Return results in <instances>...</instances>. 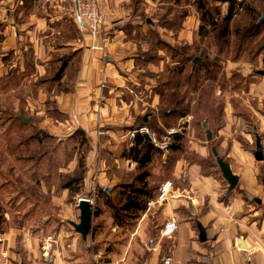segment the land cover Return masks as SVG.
<instances>
[{"label":"rangeland","instance_id":"1","mask_svg":"<svg viewBox=\"0 0 264 264\" xmlns=\"http://www.w3.org/2000/svg\"><path fill=\"white\" fill-rule=\"evenodd\" d=\"M136 1L134 7L138 9V18L134 21L146 27L149 33L147 49L137 51V66H134L136 73L144 78L133 87L139 93L143 87L145 90L150 87L159 97L155 108L148 109L145 114L149 116L148 128L154 132L158 145L171 142L168 138L170 130H174L172 134L182 135L180 151H162L161 155L153 157L148 166L147 182L153 188L154 199L147 204L146 211L139 219L124 217V225L119 228L113 225V221L105 224L113 215L112 210L106 207L102 195L105 186L110 190L108 200L112 204H119L120 196L117 192L120 190L116 186L131 181L137 173L136 164L124 161L117 168L115 160L99 150L95 157L93 154L89 157V151L92 150L89 139L91 136L93 138L90 140L101 137L97 135L99 128L88 132L91 136L88 135L90 137L86 141L83 134L75 133L78 129L70 128L69 120L67 127V116L58 114L55 106L51 108L48 95L55 86L52 78L59 74L61 61L71 59V48L53 52L46 46L34 47L25 32L20 30L19 37H16L15 29L8 32L3 21H0L1 233L8 229L25 232L29 236L39 237L43 244L45 241L42 238L46 241L50 238L48 242H52L59 233H63L60 246L68 250L71 237L79 238L69 222L79 223L78 201L88 199L92 205L91 230L86 242L78 239L72 248L76 255L102 251L103 257L105 252L118 250L129 239L130 234L139 227L143 216L148 217L149 226L154 232H160L163 203H158L157 196L162 180H151L153 169H160L159 162H167V171L180 155H184L187 163L198 162L205 172H209L212 165L214 170L219 171L210 148L216 149L218 145L215 137H218L225 122L227 109L241 118L240 131L250 136L249 146L252 152L255 150L256 137L260 138L257 115L264 116V100L256 88L259 75L253 72L259 70V59L264 57V51L259 54V49L264 47V29L258 37L250 39H242L240 31L256 21L260 12H264V1L245 0L243 8L247 10L235 12L228 36L221 39L218 38L220 27L214 29L209 26L207 17L202 18L201 15L207 12L222 28L221 20L227 9L222 0ZM27 3H23V8L32 12V16L34 14L39 17L41 10L51 8L45 0H28ZM56 3L65 15L60 21L51 23L54 35H51V31L40 32L34 34V39L48 41L50 47L67 42L78 44L82 34L76 29L69 5L65 0H57ZM202 3L204 10L199 9ZM0 9L7 11V1L0 0ZM29 20V17L23 16L16 20L14 18V23L25 24ZM126 24L130 26L131 19ZM150 26L154 30L149 29ZM181 29H186L187 36L182 34ZM165 30L172 32L173 39L167 37ZM235 30L239 31L237 35ZM180 33L184 38L179 40ZM140 34L136 32V36ZM239 44L242 49L238 50ZM72 59V67L66 73L67 79L64 82L68 88L73 84L75 67L79 64L78 56L72 55ZM195 59L199 60L196 64ZM147 63L153 64L155 68H148ZM262 68L264 70L263 65ZM74 84L75 87L76 82ZM140 97L145 102L149 100L147 95L142 94ZM177 102H180L179 105ZM177 108L186 113L183 118H159L158 112ZM18 116L29 121L21 122ZM201 123H205L206 130L211 132L212 139L209 142ZM155 130L159 131L160 139ZM165 132L166 135L162 136ZM238 138L244 146L243 136L239 135ZM194 140L208 147V159L201 161L194 152L190 145ZM133 144L134 140L132 144L127 140V149ZM101 168L107 174V179L102 181L99 180ZM76 179L78 181L72 183ZM68 183L71 184L70 189H64ZM95 214L98 215L95 217Z\"/></svg>","mask_w":264,"mask_h":264},{"label":"crops","instance_id":"2","mask_svg":"<svg viewBox=\"0 0 264 264\" xmlns=\"http://www.w3.org/2000/svg\"><path fill=\"white\" fill-rule=\"evenodd\" d=\"M6 1L7 11L0 9V21H3L8 32L15 29L16 37H19L20 30L25 32L30 38L29 43L37 48L46 46L53 52L71 48V59L61 61L59 74L52 78L55 86L48 97L51 108L55 106L58 114L67 116V127L83 131L88 139L91 136L88 132L96 128L101 130V137L90 140L91 136L89 139V143H92L89 157L92 154L95 157L99 150L114 159L117 168L124 161L135 164L123 157L127 149V130L135 126L138 118L144 119L147 110L159 103L158 95L150 87L148 90L143 87L141 93L133 87L144 78L136 73L134 66H137V51L147 49L149 33L146 27L134 21L138 18V9L134 7V1H137L133 0L132 4V0H105L102 5L104 34L98 36L94 43H91L88 35L80 32L82 37L78 39V44L67 42L52 47L48 41L34 39V34L51 31V35H54L51 23L60 21L65 15L57 0H45L51 8L41 10L39 17L32 16V12L23 8V3L28 0ZM23 16L30 20L25 24L14 23V18L16 20ZM130 19L131 25L127 26ZM149 29L154 30L152 26ZM136 32L141 34L136 36ZM181 32L187 36L186 29H181ZM165 33L172 38L171 31L165 30ZM182 34L179 40L184 38ZM102 38H105L104 42ZM93 46L102 47V52L93 49ZM72 55L79 57V64L75 67L73 84L68 88L64 82L66 73L72 67ZM259 64L261 67L257 71L263 74H256L259 75L256 88L264 100L262 58ZM147 66L155 68L151 63H147ZM40 68L44 71L43 66ZM140 94L147 95L149 100L145 102ZM228 110L215 139H218L216 150L219 158L228 163L232 173L238 177L232 192L227 194V183L220 172L214 170V165L209 172H205L200 163H187L184 155H180L167 171L165 160L159 162V170L154 168L152 171V181L161 178V185L166 181L172 183L170 197L161 206L159 222L161 229L165 224L176 223L177 229L170 236L163 237L160 232H154L149 226L148 217L143 216L137 230L118 250L105 252L101 257L102 251L76 255L72 248L74 243L78 239L84 242L76 232L79 238L71 237V245L66 250L60 246L63 233H59L52 242H48L50 238L47 241L42 238L45 241L43 244L39 237L8 229L0 232V264H162L165 256H171L172 264H264V160L257 162L254 159L249 146L250 136L240 131L241 118ZM257 119L264 156V116L257 115ZM239 135L243 136L245 147L241 145ZM190 145L201 161L208 159L207 146L199 144L198 140L191 141ZM101 169L99 180H106L107 174ZM105 191L109 192L106 186ZM256 199L260 202L257 203ZM112 221L108 218L105 224ZM197 223L205 230L203 242L199 240Z\"/></svg>","mask_w":264,"mask_h":264},{"label":"trees","instance_id":"3","mask_svg":"<svg viewBox=\"0 0 264 264\" xmlns=\"http://www.w3.org/2000/svg\"><path fill=\"white\" fill-rule=\"evenodd\" d=\"M202 2L204 0H201ZM264 1V0H263ZM223 4L227 5L226 13L224 17L222 18V25L223 27L219 26L216 19H214L210 14L207 12L205 15H201L202 18L207 17V23L209 26L213 27L214 29L220 27V31L218 33V38H224L228 36L231 22L236 15V11L238 10H247L246 8H243L244 2H236V0H222ZM264 7V4H263ZM249 8V6H248ZM201 10H204V4L202 3L200 5ZM250 9V8H249ZM264 29V12H260L256 21L254 20L249 24L245 29H241L240 36L242 39L249 37H258ZM239 31L235 30V34L237 35ZM242 47V45H238L237 49L239 50ZM242 49V48H241ZM260 53L264 51V47L259 49ZM181 52V50H179ZM263 60V66H264V57ZM181 70L179 71V73ZM180 102H177L179 105ZM186 113L181 112L177 109H169V110H163L161 111V114L159 116L160 119H181ZM149 117V116H148ZM149 119V118H148ZM145 122L143 117H140L137 119V122L134 127L127 130V132L131 130L139 129L142 126H150V122ZM20 120V119H19ZM23 122L22 120H20ZM168 129V127H166ZM153 129V128H152ZM166 130V129H165ZM158 135V138L160 139V133L159 131H156ZM75 133L83 134L85 140L87 141L88 138L85 137V134L81 130H76ZM165 134L162 136H165ZM169 139H171V142L169 143L167 150L171 152H178L181 149V143H182V135L175 133L168 136ZM162 151L159 150L152 142H147L142 135L137 134L134 138V144L132 147L126 149L123 153V157L131 160L136 164V171L137 173L133 176L130 182H122L116 186V189H119L120 191L117 192V195L120 196L119 204L115 203L112 204L111 200H108L109 193L106 191L102 192V195L105 198V205L106 207H109L112 210V220L113 225L116 227H122L124 224V217H131L130 219L137 220L139 217L146 211L147 204L151 202L154 199V193L153 188H151L148 185L147 179L149 177L148 173V166L150 165L153 157L155 155H161ZM216 164V163H215ZM217 166V165H216ZM218 167V166H217ZM220 172V171H219ZM78 179L72 180V183L77 182ZM71 184H66L64 186V189L69 190ZM160 188V187H159ZM110 191V190H109ZM76 192V190H75ZM159 192V189H158ZM98 215V214H97ZM95 214V217L97 216ZM133 217V218H132Z\"/></svg>","mask_w":264,"mask_h":264},{"label":"built area","instance_id":"4","mask_svg":"<svg viewBox=\"0 0 264 264\" xmlns=\"http://www.w3.org/2000/svg\"><path fill=\"white\" fill-rule=\"evenodd\" d=\"M70 7L72 12L73 21L79 32L86 34L91 39V43H94L98 36L104 34V21L102 14V5L105 0H65ZM244 0H236L240 3ZM102 42L105 41V38H102ZM93 49H97L102 52V47L93 46ZM104 58V56L101 55ZM174 133V130H170L168 133L171 135ZM140 134L142 136L147 135L151 139V142L161 151H166L168 143L158 145L156 141V136L154 132L148 128V126H142L139 129L131 130L126 133L127 140L132 144L135 136ZM98 136L102 135V132L98 130ZM172 183L170 181L164 182L158 192L157 201L158 203L166 202L171 194ZM80 200V199H79ZM88 200V199H85ZM90 202V200H88ZM177 229L175 222L165 224L160 230V234L164 236H170ZM173 260L171 256H165L162 260V264H172Z\"/></svg>","mask_w":264,"mask_h":264},{"label":"water","instance_id":"5","mask_svg":"<svg viewBox=\"0 0 264 264\" xmlns=\"http://www.w3.org/2000/svg\"><path fill=\"white\" fill-rule=\"evenodd\" d=\"M147 23L149 24L150 21L148 20ZM199 60L195 59L194 63H198ZM255 74H263V72L261 71H256L254 72ZM19 118L23 121V122H28L29 119L23 118L21 116H19ZM148 119V116H144V121L146 122ZM201 127L203 129H205V133H206V140L209 142L211 141L212 137H211V132L209 130H206V124L205 123H201ZM143 138L147 141V142H151V139L149 138V136L144 135ZM212 155L215 158V163L219 168L220 174L222 176V178L226 181L227 183V188H226V192L227 194H229L230 192L233 191V189L235 188L237 181H238V177L235 176L228 163L224 162L221 158L218 157V153L216 151V149L213 147L211 149ZM252 155L254 157V159L258 162H261L264 160V156H263V148L261 145V141L259 137H256V142H255V150L252 152ZM262 185L264 188V177L262 179ZM257 203H259V200H255ZM77 208L79 210V216H80V220L79 223L76 224L74 222H69V224L74 228L75 232L78 233L81 236V239L86 242L87 240V236L91 230V221H92V205L88 200L85 199H80L78 201V205ZM197 229L199 232V240L201 242L205 241V230L200 226L199 223H197Z\"/></svg>","mask_w":264,"mask_h":264}]
</instances>
